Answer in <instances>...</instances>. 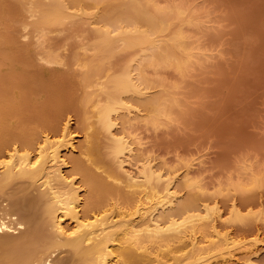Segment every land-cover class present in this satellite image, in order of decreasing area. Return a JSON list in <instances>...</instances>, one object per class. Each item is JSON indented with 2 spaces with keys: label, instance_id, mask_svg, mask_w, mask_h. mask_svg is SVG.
<instances>
[{
  "label": "bare ground",
  "instance_id": "obj_1",
  "mask_svg": "<svg viewBox=\"0 0 264 264\" xmlns=\"http://www.w3.org/2000/svg\"><path fill=\"white\" fill-rule=\"evenodd\" d=\"M92 1L94 7L109 4L99 15H87L102 25L96 28L90 44L94 56L84 63L81 79L87 87L100 86L96 103L92 93L85 95L86 102L95 103L96 118L95 123L85 118V129L99 125L111 140L113 157L124 158L120 168L132 159L136 172L124 170L122 177L112 169L106 176L94 170L103 164L94 149L74 143L71 119L61 125L66 113L77 112L78 106L71 92L74 83L57 76L59 56L48 51L42 59L45 69L26 71L32 65L26 47L16 52L12 39L0 32V264H230L238 254L249 261L253 245L231 235L218 199L204 198L199 205L201 197L194 193L186 202L179 200L181 191L199 188L189 177L193 164L185 171L164 172L141 154L143 142L133 138L130 124H124V134L123 128L117 135L113 131L122 110L140 119L143 108L149 114L143 117L152 123L157 122L153 114L169 111L162 96L146 93L155 84L146 71L165 65L183 70L196 59L195 44L181 26L177 30L190 21L188 10L154 0ZM84 2L36 0L35 28L75 20L78 15L70 10ZM12 16L13 7L0 0V25ZM171 28L174 35L166 40ZM128 49H138L130 63L116 71L107 68L119 50ZM34 95L42 96L40 101L31 99ZM33 107L35 115L29 112ZM66 149L80 150L86 161L65 155ZM112 197L116 203L108 208Z\"/></svg>",
  "mask_w": 264,
  "mask_h": 264
},
{
  "label": "rangeland",
  "instance_id": "obj_2",
  "mask_svg": "<svg viewBox=\"0 0 264 264\" xmlns=\"http://www.w3.org/2000/svg\"><path fill=\"white\" fill-rule=\"evenodd\" d=\"M5 1L13 7V16L7 24L0 25V32L12 39L16 52L20 53L26 47L32 65L24 67L25 70L45 69L42 59L50 51L62 61V65L55 66L61 70V76H57L74 83L71 92L78 110L66 113L61 125L63 127L71 119L70 130L77 135L74 143L79 147L85 142L94 149L103 163L100 169L94 167V170L104 176L108 169L121 176L125 175L124 170L136 172L132 159L123 164L124 170L120 168L124 158L113 157L111 140L99 125L93 127L92 124V128L86 130L84 124L85 118H88L87 123L96 120L93 105L99 99L96 97L100 91L98 94L95 90L100 86L87 87L81 79L86 70L84 63L94 56L90 46L96 39V28L102 25L92 23L87 15H99L109 3L94 7L92 0H85L80 7L70 10L78 15L75 20L39 30L34 26L39 17L34 8L36 0ZM121 1H112L111 4ZM154 1L162 6L179 5L188 10L186 19L192 22H178L182 25L177 30L181 26L187 40L191 39V43L197 46L198 50L195 51L193 46L192 51L196 59L192 58L195 60L186 64L184 69L182 67L183 70L175 65L159 69L148 67V77L154 79L155 84L146 93L162 96L169 111L165 109L166 113L156 114L158 116L153 114L158 120L152 123L147 119L148 111L142 107L144 113L140 114V119L135 112L128 117L127 110H122L113 131L117 135V130L120 133L123 128L121 134H124V124H130L131 127L127 128L134 137L130 136L143 142L141 154L153 160L154 165L164 172L182 168L185 171L186 165L193 164L189 177L199 188L181 191L179 200L186 202L194 193L201 197L200 200L218 199L231 235L238 242L253 245L247 254L250 260L246 254H241L249 261L245 262L238 254L230 264H264V0ZM175 29L171 28L162 35L167 37L166 40L170 39ZM164 36L161 39L164 40ZM135 50L138 49L119 50L107 61V68L121 69L133 60ZM49 82L52 83L50 80L46 84ZM86 93H92L93 105L85 101ZM41 97L34 95L31 99L40 101ZM29 112L35 115V108H30ZM145 114L147 117H143ZM40 137L42 139L43 135ZM66 154L86 161L78 149H66ZM180 175L183 177V173ZM108 181L113 179L108 178ZM212 200L208 202L211 206ZM114 203L112 197L108 208Z\"/></svg>",
  "mask_w": 264,
  "mask_h": 264
}]
</instances>
